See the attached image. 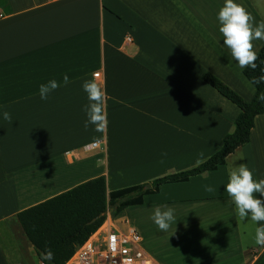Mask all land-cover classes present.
<instances>
[{"label":"crops","instance_id":"obj_1","mask_svg":"<svg viewBox=\"0 0 264 264\" xmlns=\"http://www.w3.org/2000/svg\"><path fill=\"white\" fill-rule=\"evenodd\" d=\"M234 2L256 23L264 21V0ZM223 5L0 0V264L38 262L16 221L22 211L100 176L107 194L148 184L191 169L221 148L239 109L202 76H215L245 101L255 92L223 44L217 19ZM253 43L257 52L264 40ZM95 73L106 91L103 134L84 128L82 84ZM53 79L61 86L42 100L39 86ZM240 163L255 180L264 179V112L249 142L223 165L162 184L141 205L124 209L136 211L131 223L152 264H264V246L255 242L264 222L241 221L224 190L229 170ZM204 185L216 191L207 193ZM163 205L175 216L166 232L151 219ZM107 209L113 217L108 203ZM122 213L114 218L126 219ZM188 254L190 260L179 261Z\"/></svg>","mask_w":264,"mask_h":264},{"label":"trees","instance_id":"obj_2","mask_svg":"<svg viewBox=\"0 0 264 264\" xmlns=\"http://www.w3.org/2000/svg\"><path fill=\"white\" fill-rule=\"evenodd\" d=\"M257 54L260 57L256 61L258 67L255 70L242 69L249 83L253 77H259L261 69H264V63H261L264 61V44ZM202 79L239 109L234 129L224 136L221 148L191 169L166 174L148 184L113 190L107 194L105 179L100 176L22 211L16 216V221L40 263L65 264L75 247L107 218V203L111 206L112 216L116 217L130 206L141 205L143 196L156 192L162 184L185 182L192 176L215 170L225 163L228 155L249 142L255 118L264 112V102L257 99L264 92V82L250 83L255 92L250 101H245L215 76L205 73ZM49 249L53 253L51 260L44 259Z\"/></svg>","mask_w":264,"mask_h":264},{"label":"clouds","instance_id":"obj_3","mask_svg":"<svg viewBox=\"0 0 264 264\" xmlns=\"http://www.w3.org/2000/svg\"><path fill=\"white\" fill-rule=\"evenodd\" d=\"M219 22V32L223 36V44L230 50L231 57L237 62L240 68H251L255 70L258 67L256 61L260 59L254 50V41L264 40V21L255 22V18L247 9L234 2V0H224L223 7L220 8L217 16ZM264 63V61H261ZM264 82V69H261L259 77H253L250 83L260 84ZM70 83L67 74L63 77V85ZM60 83L55 79L39 86V96L42 100H47L51 92L60 87ZM84 92L87 94L88 103L83 107L86 114L84 128L87 130L90 125L94 130L103 134L107 128L106 112V91L96 81L95 78L85 80L82 84ZM264 102V92L257 98ZM4 120L12 122L11 114L3 112ZM98 139V138H94ZM203 157V152L199 154ZM232 198L237 215L241 221L250 219L252 222H264V179L258 181L254 179L252 170L247 164L240 163L231 167L228 172V182L224 189ZM204 191L214 193L216 189L211 185H204ZM151 219L158 226L159 230L166 232L175 221L174 209L167 205L156 206L153 210ZM255 242L264 246V225L257 227ZM44 259H53L51 250H47Z\"/></svg>","mask_w":264,"mask_h":264},{"label":"built area","instance_id":"obj_4","mask_svg":"<svg viewBox=\"0 0 264 264\" xmlns=\"http://www.w3.org/2000/svg\"><path fill=\"white\" fill-rule=\"evenodd\" d=\"M98 73L93 75L94 78ZM96 145L93 144V147ZM38 264H42L37 262ZM65 264H152L142 239L126 219L105 218L87 239L75 247Z\"/></svg>","mask_w":264,"mask_h":264},{"label":"rangeland","instance_id":"obj_5","mask_svg":"<svg viewBox=\"0 0 264 264\" xmlns=\"http://www.w3.org/2000/svg\"><path fill=\"white\" fill-rule=\"evenodd\" d=\"M94 153H99V149L98 150H95L94 152H92V154H94ZM135 213H136V211L134 209L130 208V209H127L125 212L123 210L122 216L124 218H126L129 221V223L133 226V223H131V216L134 215ZM183 255H185V254H183ZM183 255L180 256V257H178L179 261H182L183 262V261H187V259H189V260L191 259V256H189V254L187 256H184V257H183ZM35 261H33V259H30L29 264H38Z\"/></svg>","mask_w":264,"mask_h":264}]
</instances>
